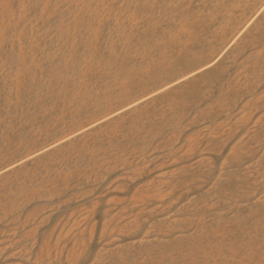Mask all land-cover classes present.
<instances>
[{
	"label": "rangeland",
	"instance_id": "374dc122",
	"mask_svg": "<svg viewBox=\"0 0 264 264\" xmlns=\"http://www.w3.org/2000/svg\"><path fill=\"white\" fill-rule=\"evenodd\" d=\"M0 264H264V0H0Z\"/></svg>",
	"mask_w": 264,
	"mask_h": 264
}]
</instances>
